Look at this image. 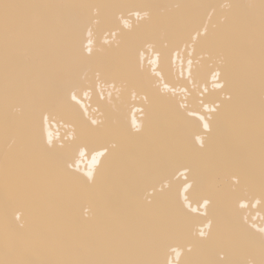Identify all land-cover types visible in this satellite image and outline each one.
Wrapping results in <instances>:
<instances>
[{"label": "snow or ice", "instance_id": "snow-or-ice-1", "mask_svg": "<svg viewBox=\"0 0 264 264\" xmlns=\"http://www.w3.org/2000/svg\"><path fill=\"white\" fill-rule=\"evenodd\" d=\"M181 45L189 79L213 82L204 114L160 84ZM256 208L264 0H0V264H264Z\"/></svg>", "mask_w": 264, "mask_h": 264}, {"label": "bare ground", "instance_id": "bare-ground-1", "mask_svg": "<svg viewBox=\"0 0 264 264\" xmlns=\"http://www.w3.org/2000/svg\"><path fill=\"white\" fill-rule=\"evenodd\" d=\"M156 2L161 3H176V2H183V0H156ZM206 2H212V3H224L226 0H206ZM241 2H244V0H241ZM125 19H129L130 22H135V17H125ZM105 39V35L101 34L99 36V40L102 42ZM86 42V41H85ZM192 51L191 47H189L187 50H185L184 46L181 45V47L178 50H174L172 53V57L170 60H167L163 63H161L157 67V71L161 73V75L164 77L163 80L160 81L161 86L165 83L169 84L170 87H175L176 89V97L177 99L181 100L182 102L186 103L189 110L198 109L199 114L203 113V108L201 106V101L208 102L207 94H203V90L205 87H207L209 90L213 87V82L211 80V77L209 76L207 83L203 82L199 78H192L189 79L188 77V70H187V60L189 58L188 53ZM156 56V53L153 49L148 48L147 46L143 50V63L146 67H148L149 71H151V63L150 61L153 60ZM205 61H202V63ZM181 71H183V75H181ZM81 76H86V73H81ZM187 89V92H183L181 90ZM112 91L110 87L104 88V95L107 97L108 93ZM100 92V89H96V93L91 94L89 97H83L81 94V102L89 107V111L96 109L99 106L98 101V93ZM115 95V93H113ZM123 106L124 110L126 112L127 121L129 124H131L133 118L137 122H139L142 119V114L139 111V109L142 107L141 103V97L137 96L136 99H133L132 93L128 92L124 94L123 96ZM17 108H21L22 105L18 104L16 106ZM53 134V139L55 140L56 137L59 135L60 137H63L65 135V130L56 122L51 121L50 122V129ZM91 157L88 156L84 160L80 162V169L82 171L87 170V165L90 162ZM193 207H197L196 204L193 203ZM20 211L24 214L25 219L27 218V212L25 209L21 208ZM94 211V209H89L87 202L85 201L83 205L78 209V214L80 216H84L86 213L91 214ZM203 209H201V212ZM250 216L249 222L251 224H254L256 229L264 228V211L260 210L259 208L250 210L249 213H246ZM202 227V225H201Z\"/></svg>", "mask_w": 264, "mask_h": 264}]
</instances>
